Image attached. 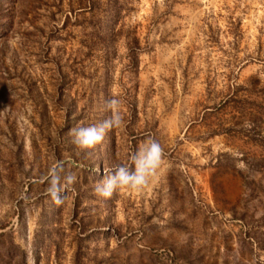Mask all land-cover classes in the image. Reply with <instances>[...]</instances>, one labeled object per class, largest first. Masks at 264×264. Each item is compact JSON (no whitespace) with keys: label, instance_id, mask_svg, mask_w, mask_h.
I'll return each instance as SVG.
<instances>
[{"label":"rangeland","instance_id":"374dc122","mask_svg":"<svg viewBox=\"0 0 264 264\" xmlns=\"http://www.w3.org/2000/svg\"><path fill=\"white\" fill-rule=\"evenodd\" d=\"M150 139L149 185L95 195ZM0 264H264V0H0Z\"/></svg>","mask_w":264,"mask_h":264},{"label":"clouds","instance_id":"9594fccd","mask_svg":"<svg viewBox=\"0 0 264 264\" xmlns=\"http://www.w3.org/2000/svg\"><path fill=\"white\" fill-rule=\"evenodd\" d=\"M120 103L117 98L106 101V109L112 115L102 123L71 130L73 143L81 150L94 149L103 142L108 131L121 127L124 124V116ZM163 161V148L157 141L150 139L130 156V164H117L106 170V178L96 184L94 193L98 197L107 199L122 190L140 192L155 178ZM66 179L67 184L71 185L75 183L76 178L74 174H69ZM62 191L57 184L50 186L47 194L55 204L59 205L63 202Z\"/></svg>","mask_w":264,"mask_h":264}]
</instances>
